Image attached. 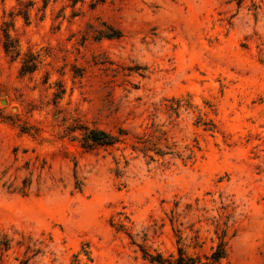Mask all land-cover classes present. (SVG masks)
<instances>
[{"label": "rangeland", "instance_id": "obj_1", "mask_svg": "<svg viewBox=\"0 0 264 264\" xmlns=\"http://www.w3.org/2000/svg\"><path fill=\"white\" fill-rule=\"evenodd\" d=\"M221 238L264 264V0H0V264Z\"/></svg>", "mask_w": 264, "mask_h": 264}, {"label": "trees", "instance_id": "obj_2", "mask_svg": "<svg viewBox=\"0 0 264 264\" xmlns=\"http://www.w3.org/2000/svg\"><path fill=\"white\" fill-rule=\"evenodd\" d=\"M117 36H119V34H117ZM6 37L5 49L8 53H13V51L17 48L10 45V36L8 34ZM14 53L18 54L17 50L16 52L14 51ZM122 133L125 135L123 130L121 135ZM118 141H120L118 136L112 135L111 133H108L104 130L88 128L84 130L81 139L83 147L87 149H90L96 145L111 146L116 144ZM145 254L148 255L147 253ZM150 257L151 261L158 264H221L222 260L227 257V243L223 238H221L216 249H214L210 255L205 256H191L187 254L182 248H179L176 256L164 257L161 254H157L156 256Z\"/></svg>", "mask_w": 264, "mask_h": 264}]
</instances>
